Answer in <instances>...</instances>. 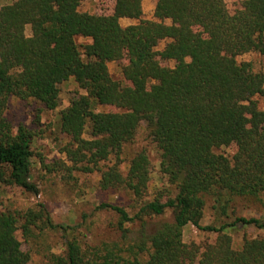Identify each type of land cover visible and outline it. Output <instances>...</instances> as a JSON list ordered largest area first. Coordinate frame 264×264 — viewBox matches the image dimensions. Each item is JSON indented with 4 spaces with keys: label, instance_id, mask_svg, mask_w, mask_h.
I'll list each match as a JSON object with an SVG mask.
<instances>
[{
    "label": "trees",
    "instance_id": "16d2710c",
    "mask_svg": "<svg viewBox=\"0 0 264 264\" xmlns=\"http://www.w3.org/2000/svg\"><path fill=\"white\" fill-rule=\"evenodd\" d=\"M82 1L0 6V184L38 193L31 176L33 133L6 119L8 98H31L53 110L59 84L71 79L84 92L58 115L69 137L61 148L68 170L98 171L99 189L127 191L137 209L130 214L109 202L96 205L115 216L120 240L90 244L76 226L54 223L42 203L0 211V264L29 262L17 233L27 239L32 228L62 231V252L49 253L48 264H264V234L232 245L239 225L264 231L263 218L234 209L239 198L264 207V73L237 60L249 51L264 54V0H241L232 12L224 0H155L153 19L142 18L143 0H115L110 14L81 12ZM121 18L136 22L122 26ZM77 36L88 42L78 44ZM120 60L123 80L108 69ZM141 123L166 180L151 198L146 150L123 156ZM220 147L232 154L216 152ZM208 201L214 218L201 225ZM167 211L170 219L147 233L148 222ZM134 221L138 235L130 239L125 224ZM188 224L214 240L185 243Z\"/></svg>",
    "mask_w": 264,
    "mask_h": 264
},
{
    "label": "rangeland",
    "instance_id": "374dc122",
    "mask_svg": "<svg viewBox=\"0 0 264 264\" xmlns=\"http://www.w3.org/2000/svg\"><path fill=\"white\" fill-rule=\"evenodd\" d=\"M12 0H0V6ZM230 12L237 9L241 0H224ZM115 0H83L78 7L81 12L93 14H110L113 10ZM155 0L142 1V18L153 19ZM136 22L133 19L121 18L120 24L126 26ZM29 34V29H26ZM78 44L88 42V39L76 37ZM161 42L158 48H161ZM238 61L250 62L255 71L264 73V54L257 51H249L237 57ZM124 60L109 62L108 69L111 76L117 80H123L120 65ZM165 66H172L171 61H161ZM59 105L57 108L46 109L42 103L34 99L22 100L11 96L7 100L4 116L13 125H24L33 133L31 147L33 156L31 158V176L38 187L36 195L23 190L17 186H5L0 184V211H25L28 208H35L42 203L47 208L54 223L62 226H76V233L84 243H97L101 240L118 241L120 232L116 229L115 216L108 211L96 208L102 202H109L122 206L133 214L137 205L130 193L123 189L101 190L97 186L99 172L84 173L81 171L68 170L71 163L61 152V148L67 143L69 137L62 133L59 126V112L65 108L70 98L75 93L84 91L71 79L59 84ZM262 105V98H258ZM108 106H98V110H112ZM85 137L86 134L84 135ZM144 148L150 160V186L148 197H152L153 190L166 185V180L159 172V154L154 144L147 137L145 124L141 123L140 128L131 144L124 147L123 156L130 157L136 150ZM216 152L232 154L231 147H220ZM64 162L63 166L61 162ZM264 198V197H263ZM208 201L201 225L210 224L213 215ZM236 215L245 217L254 216L264 219V207L258 202L246 199H236L234 202ZM170 219V212L164 216L153 218L145 228L147 233L153 232L159 223ZM129 228V238L138 235V221L125 224ZM30 236L25 239L21 231L17 236L21 241V248L28 252L30 260L27 264H48L49 253L59 254L63 249L62 231L45 229L39 232L36 228ZM264 234V231L253 226H242L232 232V245L238 247L243 237L255 238ZM185 243L203 245L212 242L214 235L210 232L198 229L191 224L185 226L182 234Z\"/></svg>",
    "mask_w": 264,
    "mask_h": 264
}]
</instances>
